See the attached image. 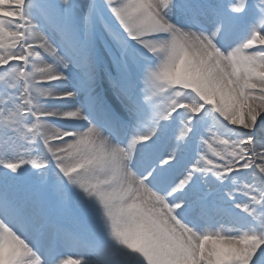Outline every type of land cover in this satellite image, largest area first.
Wrapping results in <instances>:
<instances>
[{"label":"snow or ice","instance_id":"1","mask_svg":"<svg viewBox=\"0 0 264 264\" xmlns=\"http://www.w3.org/2000/svg\"><path fill=\"white\" fill-rule=\"evenodd\" d=\"M0 264H264V0H0Z\"/></svg>","mask_w":264,"mask_h":264}]
</instances>
